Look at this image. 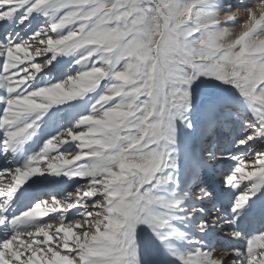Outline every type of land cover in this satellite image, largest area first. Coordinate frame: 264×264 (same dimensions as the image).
<instances>
[{"label": "snow or ice", "instance_id": "1", "mask_svg": "<svg viewBox=\"0 0 264 264\" xmlns=\"http://www.w3.org/2000/svg\"><path fill=\"white\" fill-rule=\"evenodd\" d=\"M0 264H264V0H0Z\"/></svg>", "mask_w": 264, "mask_h": 264}, {"label": "rangeland", "instance_id": "2", "mask_svg": "<svg viewBox=\"0 0 264 264\" xmlns=\"http://www.w3.org/2000/svg\"><path fill=\"white\" fill-rule=\"evenodd\" d=\"M223 140L222 136H217V135H213L212 139H211V144H215L217 141H221ZM218 168H223L224 165H218ZM205 179L208 181V183L211 185L212 188L216 189L217 191H219V189L221 188V184L218 182L219 177H217L216 175L213 174V172L211 171V169H209L205 175ZM211 203V204H210ZM217 202L213 201V202H209L206 203V207L211 209L213 204H216ZM219 206V205H217ZM223 241H220V243Z\"/></svg>", "mask_w": 264, "mask_h": 264}, {"label": "bare ground", "instance_id": "3", "mask_svg": "<svg viewBox=\"0 0 264 264\" xmlns=\"http://www.w3.org/2000/svg\"><path fill=\"white\" fill-rule=\"evenodd\" d=\"M222 141V140H221ZM211 204V203H210ZM218 205V204H217ZM224 243V241L223 242H221V244H223Z\"/></svg>", "mask_w": 264, "mask_h": 264}]
</instances>
